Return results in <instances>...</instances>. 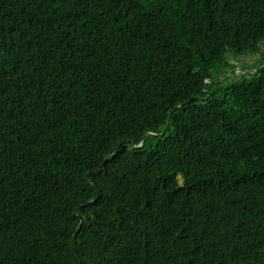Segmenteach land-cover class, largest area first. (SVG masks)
<instances>
[{
    "label": "trees",
    "instance_id": "1",
    "mask_svg": "<svg viewBox=\"0 0 264 264\" xmlns=\"http://www.w3.org/2000/svg\"><path fill=\"white\" fill-rule=\"evenodd\" d=\"M263 41L264 0H0V264H264V67L203 84Z\"/></svg>",
    "mask_w": 264,
    "mask_h": 264
},
{
    "label": "water",
    "instance_id": "2",
    "mask_svg": "<svg viewBox=\"0 0 264 264\" xmlns=\"http://www.w3.org/2000/svg\"><path fill=\"white\" fill-rule=\"evenodd\" d=\"M261 43H264V41L261 42ZM263 67H264V64H263L262 67L258 68L255 72H258V71L261 70ZM236 71H238V73L240 72V73L247 74V75H251V74H252V73H250L249 71H245V70L242 71V70H240V69H237ZM236 71H234V72H236ZM232 74H233V71L230 72V73L228 72V73H226V74L220 76L216 82H213L212 80L208 79V80H205V81L203 82V84H204V85H205L206 83L219 84L223 79H225V78L231 76ZM164 130H165V128L163 129V132H164ZM161 135H162V134H160L159 136H161ZM146 136H156V134H153V133H146V134L144 135V137L142 138L140 144L136 145V144L132 143V148H140V147H142V145H143V143H144V138H145ZM83 224H84V218H80L79 224H78V226H77V228H76V232L82 227Z\"/></svg>",
    "mask_w": 264,
    "mask_h": 264
},
{
    "label": "rangeland",
    "instance_id": "3",
    "mask_svg": "<svg viewBox=\"0 0 264 264\" xmlns=\"http://www.w3.org/2000/svg\"><path fill=\"white\" fill-rule=\"evenodd\" d=\"M257 58H258L257 56H254V57L250 56L246 59H242L240 62L230 61V63L236 65V68L229 71V73L233 71V74L227 78L237 77L240 72L238 73V71H236V70L240 69V68L251 69V71L254 73L258 69L257 62L255 61ZM234 71H236V72H234ZM242 71H244V70H242ZM245 71H247V70H245ZM252 72H250V73H252ZM243 76L248 77L246 74H244Z\"/></svg>",
    "mask_w": 264,
    "mask_h": 264
}]
</instances>
